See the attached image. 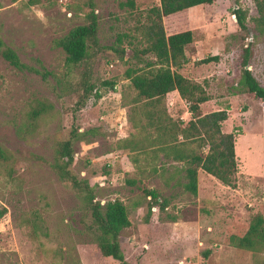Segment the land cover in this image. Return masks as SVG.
I'll return each instance as SVG.
<instances>
[{
  "label": "rangeland",
  "instance_id": "obj_1",
  "mask_svg": "<svg viewBox=\"0 0 264 264\" xmlns=\"http://www.w3.org/2000/svg\"><path fill=\"white\" fill-rule=\"evenodd\" d=\"M126 1L95 0L100 43L113 45L125 34L120 44L125 55L99 57L94 78L101 98L90 99L73 120L77 74L67 73L65 54L53 43L84 24L86 0H0L1 40L20 60L47 73L43 78L19 71L0 55V209H5L0 264H118L100 254L81 196L52 168L56 147L72 126L79 137L71 171L99 185L95 193L101 205L118 200L127 209L130 226L119 236L127 262L264 264V245L257 252L234 248L221 234L225 223L247 226L255 215L264 217V101L239 84L248 48L247 68L264 87V35L255 29L253 0H237L247 11L246 34L232 14L236 0H216L163 19L167 35L194 31L196 41L185 49L187 63L177 72L209 96L200 114L225 110L221 131L234 135L235 186L200 171L196 195L184 190V166L172 154L164 156L161 147L170 137L162 136L151 119L154 113L168 122H187V104L174 93L147 104L125 76L128 68L143 66L132 60L133 49L145 46L140 28L159 0H132L133 8L124 6ZM210 56H218V62L197 64ZM143 58L155 61L153 55ZM103 81L113 88L101 86ZM151 190L161 199L149 209ZM209 235H216L215 241ZM206 250L210 254L202 258Z\"/></svg>",
  "mask_w": 264,
  "mask_h": 264
},
{
  "label": "trees",
  "instance_id": "obj_2",
  "mask_svg": "<svg viewBox=\"0 0 264 264\" xmlns=\"http://www.w3.org/2000/svg\"><path fill=\"white\" fill-rule=\"evenodd\" d=\"M16 2L18 0H10ZM216 0H159L158 7H152L148 15L146 25L140 30L145 41L142 49H133L132 60L136 65L125 71L126 78L131 86L147 104H155L164 99L168 94L176 91L181 100L187 104L190 119L187 122L179 120L174 122L164 120L154 115V127L162 136H169V141H164L162 151L165 157L183 164L185 183L183 188L192 195L197 194L198 174L203 172L224 186L234 187L237 163L235 157V143L233 133H223L221 124L227 120L225 110H218L205 115L200 114V105L209 101V96L198 83L180 75L177 70L187 63L185 49L196 41L195 33L186 30L167 35L163 19L188 9L201 5H211ZM257 17L254 19L255 29L264 35V0H253ZM233 15L240 31L247 33V11L241 9L238 1L233 3ZM124 6L134 7L132 0H127ZM87 12L85 22L69 30L62 37L54 40L53 46L59 48L65 54V66L67 73L74 70L77 74L72 84L74 103L71 107L73 120L77 113L84 109L90 99L98 100L101 95L94 78L96 61L105 52H112L120 59L125 55V49L120 44L125 34L116 36L115 44L103 45L99 38V17L95 0H86ZM132 45V44H131ZM264 48V46H263ZM0 55L12 67L19 71H28L46 77V72H41L37 67L31 66L19 59L15 51L4 44L0 38ZM153 55L154 62L146 61L143 57ZM250 49H245V59L239 84L246 92L255 98L264 101V87L254 78L248 70ZM218 56H210L198 61L197 64H209L218 62ZM37 62V61H36ZM101 86L113 88L108 81L101 82ZM42 109H33L30 116L37 117ZM74 122V121H73ZM79 134L72 126L69 137L58 143L56 147L55 161L52 168L59 180L69 184L78 193L91 219L90 230H94V242L100 254L106 258H112L118 264H131L125 260L120 248L119 236L123 229L130 226L126 207L118 200L107 201L101 205L96 200L98 184H92L89 180H79L71 171L73 163V144ZM171 145H167V144ZM150 197L148 208L158 204L161 195L159 191H147ZM165 200L160 204L164 208ZM5 214V209H0V218ZM205 214L206 211H205ZM213 225V223H211ZM221 234H224L225 245L257 252L264 245V217L255 215L247 225H241L231 221L225 223ZM210 236V235H209ZM215 241L216 235L210 236ZM209 250L202 253V258H207ZM134 264H138L135 261Z\"/></svg>",
  "mask_w": 264,
  "mask_h": 264
},
{
  "label": "crops",
  "instance_id": "obj_3",
  "mask_svg": "<svg viewBox=\"0 0 264 264\" xmlns=\"http://www.w3.org/2000/svg\"><path fill=\"white\" fill-rule=\"evenodd\" d=\"M172 93H174V94H177L178 95V93L176 92V91H174V92H172ZM179 96V95H178Z\"/></svg>",
  "mask_w": 264,
  "mask_h": 264
}]
</instances>
